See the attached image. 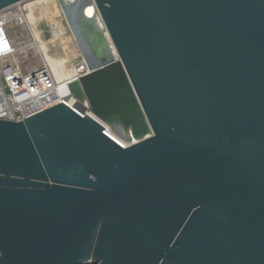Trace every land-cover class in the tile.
Returning <instances> with one entry per match:
<instances>
[{"label":"water","instance_id":"1","mask_svg":"<svg viewBox=\"0 0 264 264\" xmlns=\"http://www.w3.org/2000/svg\"><path fill=\"white\" fill-rule=\"evenodd\" d=\"M44 8L88 114L0 119V264H264V0Z\"/></svg>","mask_w":264,"mask_h":264},{"label":"built area","instance_id":"2","mask_svg":"<svg viewBox=\"0 0 264 264\" xmlns=\"http://www.w3.org/2000/svg\"><path fill=\"white\" fill-rule=\"evenodd\" d=\"M46 3L22 0L0 10V119L18 121L59 101L81 116L88 114L87 105L68 90L87 68L77 62L75 73L63 79L58 63L48 61L39 48L34 18L44 21Z\"/></svg>","mask_w":264,"mask_h":264},{"label":"bare ground","instance_id":"3","mask_svg":"<svg viewBox=\"0 0 264 264\" xmlns=\"http://www.w3.org/2000/svg\"><path fill=\"white\" fill-rule=\"evenodd\" d=\"M50 7L52 6L50 5ZM86 9L87 11L85 14H87L88 16L97 15V10L92 2L88 4ZM50 10L53 11V9ZM53 13L54 11L52 12V14L50 12L53 18L54 15H56V21L53 18L49 21L47 19V16L45 17L44 15L43 16L45 17V19L43 21L42 17L36 16L34 18L36 19L34 23V32L37 37L39 48L43 51L48 61L55 60L58 63L60 70L57 71L63 79H66L73 75L75 73V70H77L78 68V65L75 66L77 62L73 64L71 61L76 55L75 53L78 52L79 54L80 50L76 45L68 26H65L64 23H60L59 20L61 19V16H58V12H55L56 14L54 15ZM54 23H56L55 26L53 25ZM47 27L50 31V34L48 36L46 32ZM53 53H57L58 55H55ZM77 61H79L78 57ZM105 128L106 132L115 140L119 141L120 143H124L122 139H119L118 136L113 134L110 127L105 126Z\"/></svg>","mask_w":264,"mask_h":264},{"label":"rangeland","instance_id":"4","mask_svg":"<svg viewBox=\"0 0 264 264\" xmlns=\"http://www.w3.org/2000/svg\"><path fill=\"white\" fill-rule=\"evenodd\" d=\"M21 31H22V29H21Z\"/></svg>","mask_w":264,"mask_h":264}]
</instances>
